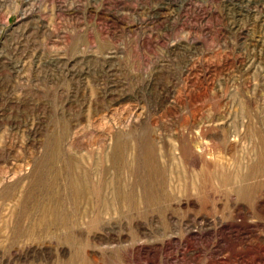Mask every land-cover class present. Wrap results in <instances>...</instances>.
<instances>
[{"label": "rangeland", "instance_id": "1", "mask_svg": "<svg viewBox=\"0 0 264 264\" xmlns=\"http://www.w3.org/2000/svg\"><path fill=\"white\" fill-rule=\"evenodd\" d=\"M0 264H264V0H0Z\"/></svg>", "mask_w": 264, "mask_h": 264}]
</instances>
